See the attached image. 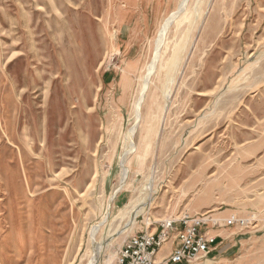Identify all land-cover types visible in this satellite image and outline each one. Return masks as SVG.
I'll use <instances>...</instances> for the list:
<instances>
[{
  "label": "rangeland",
  "instance_id": "rangeland-1",
  "mask_svg": "<svg viewBox=\"0 0 264 264\" xmlns=\"http://www.w3.org/2000/svg\"><path fill=\"white\" fill-rule=\"evenodd\" d=\"M207 211L194 264H264V0H0V264Z\"/></svg>",
  "mask_w": 264,
  "mask_h": 264
},
{
  "label": "built area",
  "instance_id": "built-area-1",
  "mask_svg": "<svg viewBox=\"0 0 264 264\" xmlns=\"http://www.w3.org/2000/svg\"><path fill=\"white\" fill-rule=\"evenodd\" d=\"M249 218L231 214L221 218L207 211L186 213L179 218L162 220L156 230L140 231L128 237L121 247L117 264H194L208 258L218 244L220 227H247ZM171 242V250L160 256V250Z\"/></svg>",
  "mask_w": 264,
  "mask_h": 264
},
{
  "label": "crops",
  "instance_id": "crops-1",
  "mask_svg": "<svg viewBox=\"0 0 264 264\" xmlns=\"http://www.w3.org/2000/svg\"><path fill=\"white\" fill-rule=\"evenodd\" d=\"M218 215H219V213H218ZM220 216H221V215H220ZM215 233L219 235V238H218V244H217V246H218L220 243L223 242V240H222V239H223V235L226 234V231L215 232ZM169 243H171V242H169ZM169 243H167V244H166V245L160 250V252H159V255H160V256L167 255V254L170 252V250H171V246H170L169 249L164 250L165 247H167ZM171 245H172V243H171ZM217 246H216L215 250L217 249ZM162 250H163V251H162ZM215 250H213V251L211 252V254H213V252H214ZM211 254H210V255H211Z\"/></svg>",
  "mask_w": 264,
  "mask_h": 264
},
{
  "label": "bare ground",
  "instance_id": "bare-ground-1",
  "mask_svg": "<svg viewBox=\"0 0 264 264\" xmlns=\"http://www.w3.org/2000/svg\"><path fill=\"white\" fill-rule=\"evenodd\" d=\"M8 123H9V122H8ZM10 123H11V122H10ZM10 123H9V124H10ZM6 132H7V131H6ZM6 132H5V133H6ZM24 158H25V157H24ZM37 158H38V157H37ZM20 160H21V159H20ZM21 162H22V161H21ZM23 162H24V161H23ZM40 163H41V162H40ZM23 165H24V163H23ZM22 167H23V166H22ZM37 171H38V170H37ZM25 172H26V171H25ZM28 174H29V173H28ZM26 176H27V175H26ZM95 176H96V175H95ZM27 177H28V176H27ZM25 179H26V178H25ZM92 182H93V181H92ZM92 182H91V183H92ZM92 184H93V183H92ZM89 187L91 188L90 185H89ZM90 188H89V189H90ZM75 191H76V190H75ZM119 191H120V190H119Z\"/></svg>",
  "mask_w": 264,
  "mask_h": 264
}]
</instances>
